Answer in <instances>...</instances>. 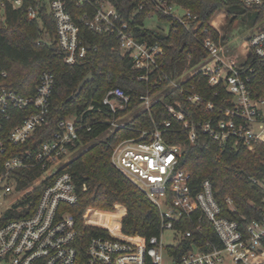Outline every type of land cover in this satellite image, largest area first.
<instances>
[{"label": "built area", "instance_id": "1", "mask_svg": "<svg viewBox=\"0 0 264 264\" xmlns=\"http://www.w3.org/2000/svg\"><path fill=\"white\" fill-rule=\"evenodd\" d=\"M235 1L246 8L263 10L262 17L254 23V33L244 45V59L237 62V56H225L220 40L205 37L200 39V45L207 55L177 78L162 72L163 47L158 42L138 39L132 28L133 17L146 6L149 9L145 19L157 18L164 25L161 27L164 33L168 32L170 23L161 21L158 15L171 17L188 28L187 21L193 17L167 0H145L127 18L117 0H0V17L3 18L9 8H24L29 20L41 22L45 8L54 21L56 49L67 64L76 63L89 50L80 36V25L75 20L78 18L93 33L115 36L120 53L127 56L131 67L139 72L138 80L147 82L154 73L159 82L167 79L164 87L141 94L131 110L130 96L121 87L109 90L102 104L109 108L111 116L95 120L107 124V134L126 127L134 115H150L157 102L177 89L186 95L188 102L204 103L206 111L216 112L208 119L194 122L185 117L179 101L166 104L172 118L182 129H187L190 142L196 140L198 130L221 149L235 150L252 143L261 144L264 149V98L256 95L255 67L248 63L253 56L264 64V0ZM190 70L193 73L187 77ZM198 74L205 77L213 89L225 85L231 98H222V101L229 102L228 106L221 107L184 88L182 83ZM0 76L5 77L6 73L0 71ZM53 86L54 74L45 70L29 96L0 87V264H222L226 257L231 264H264V211L251 220L244 216H240L241 220L232 219L215 198L213 183L208 178L203 179L200 190L193 193L188 185L189 174L177 169L182 147L168 142L165 136L174 131L170 120L119 141L110 154L114 168L158 206L161 222L158 236L145 239L122 234L124 238H121L111 235L108 229L106 235L91 236L86 230H80L69 208L77 201V192L72 175L63 169L81 148V133L90 131L92 125L83 121L82 115L64 116L57 122L58 129L38 150L25 148L6 156L11 151L9 146L30 142L36 131L47 124ZM261 161L264 168V156ZM35 169L39 172L20 186L25 176L20 172ZM251 183L264 192V176H254ZM41 186L33 204L35 190ZM10 199L12 201L6 203ZM261 201L264 203V196ZM224 202L235 211L229 197ZM88 210L83 214L82 224L94 226L86 222ZM186 218H194L199 223L210 222L220 245L205 240L181 256L169 254L164 232L173 231L176 240L171 244L177 245L182 234L175 226ZM184 235L189 236L190 232ZM135 239L139 241H131Z\"/></svg>", "mask_w": 264, "mask_h": 264}, {"label": "trees", "instance_id": "2", "mask_svg": "<svg viewBox=\"0 0 264 264\" xmlns=\"http://www.w3.org/2000/svg\"><path fill=\"white\" fill-rule=\"evenodd\" d=\"M187 10L193 17L188 20L186 28L173 18L158 15L161 21L170 23L167 33L145 26V15L148 6L135 15L132 28L140 40L158 42L164 49L162 58V72L171 78L179 77L190 69L207 53L200 45V39L211 37L215 41H227V35H219L210 25L213 15L223 10L226 13L225 23L230 27L247 9L255 11L253 22L261 17L263 10L246 8L235 0H167ZM118 6L127 18L129 13L145 0H117ZM219 15V14H218ZM217 16L212 24L216 23ZM80 36L88 44L87 55L74 64L64 62V56L55 45V26L51 16L44 8L41 13V22L29 20L25 9H7L5 16L0 17V71L6 76H0V87L15 89L20 94L29 96L35 91V86L41 73L45 70L54 74V86L50 99V112L46 125L38 129L30 142L21 145L9 146L13 152L32 148L36 151L46 141L50 134L58 129V121L64 116L82 115V120L92 125L88 132H82V146L70 161L65 164L63 171L72 175L77 201L69 206L76 219L80 230H86L91 236L106 235L108 230L111 235L121 237H143L148 239L158 236L161 229L159 208L148 199L146 194L135 183L133 184L111 163V152L115 145L126 138L137 136L142 130H151L154 125H160L166 120L172 122L174 131L167 132L170 143L181 145V155L177 169L188 173V185L192 192L200 190L203 179L208 178L214 186L215 198L221 203L224 212L232 219L244 216L251 220L264 211L261 201L264 192L251 179L264 176L262 157L264 149L261 144L241 146L238 149H221L206 134L196 131V140L190 142L187 129L172 118L167 111L166 104L179 101L185 117L190 121L208 119L216 113L206 111L204 103L196 105L188 102L186 95L177 89H172L169 94L151 108V114L134 115L124 128H118L113 133L107 134V124L95 122L98 119H107L110 110L102 104L105 94L114 87H121L130 96L129 110L138 103L141 94L155 92L165 86L167 79L158 81L157 73L151 75L147 81L137 79L138 71L131 67V60L123 56L118 49L115 36L102 33H93L79 22ZM195 35V36H194ZM255 67L254 86L256 95L264 98V64L258 63L253 56L248 63ZM91 73L92 79L84 84L78 91L82 79ZM185 89H191L200 94L204 100H211L221 107L229 105L222 98H231L224 84L216 89L207 84L201 74L194 75L182 83ZM181 128V129H180ZM33 172L22 171L24 178L20 186H24L33 178ZM42 186L34 193L33 204L41 192ZM229 197L234 203L235 211L224 202ZM90 209V210H88ZM86 222L92 225L84 226L83 214ZM230 210V211H229ZM113 211V212H111ZM182 235L177 245L170 244L168 253L181 256L193 245H200L205 240L219 244L212 224L199 223L194 218L181 219L175 226ZM108 229V230H107ZM189 231L190 235L185 236ZM133 242L138 239L131 240Z\"/></svg>", "mask_w": 264, "mask_h": 264}, {"label": "rangeland", "instance_id": "3", "mask_svg": "<svg viewBox=\"0 0 264 264\" xmlns=\"http://www.w3.org/2000/svg\"><path fill=\"white\" fill-rule=\"evenodd\" d=\"M219 13H221L220 11H217L213 16L210 25L213 27L212 22L214 21V19L220 15H218ZM255 11L251 10V9H247L246 12L239 14L238 19L230 26L227 27L225 20H224V25L222 27V33L227 35V41L226 42H222L221 41V45H224V55L228 56L230 58H232L235 55H239L240 53L243 54L242 52H244V44H246L248 37L250 35H252L254 33L255 30V24L253 22V19L255 18ZM218 17V18H219ZM217 18V19H218ZM145 26L149 27L151 29L154 30H158V31H164L163 27L164 25L161 24L157 18L155 17H147L145 19ZM242 59L238 58L237 62H241ZM193 71H188L186 73V76H190L192 75ZM14 198V197H13ZM12 200H6V203L11 202ZM164 208V207H163ZM113 212V211H111ZM86 217H90L89 215ZM163 240L164 243L166 245H170L171 243H174L176 238L174 237V232L169 230L164 232L163 235ZM167 257H166V261H167ZM222 264H231L229 258H225L224 262Z\"/></svg>", "mask_w": 264, "mask_h": 264}, {"label": "crops", "instance_id": "4", "mask_svg": "<svg viewBox=\"0 0 264 264\" xmlns=\"http://www.w3.org/2000/svg\"><path fill=\"white\" fill-rule=\"evenodd\" d=\"M221 13H219L220 17L216 20V23L213 25V29H215L217 31V33H219L220 35H224V33H222V27H223V23L224 20L226 19V13L223 10H219ZM222 26V27H221ZM245 45V44H244ZM243 54H239V55H235L237 56V58H241L242 60L244 59V55H246L245 52H242Z\"/></svg>", "mask_w": 264, "mask_h": 264}, {"label": "water", "instance_id": "5", "mask_svg": "<svg viewBox=\"0 0 264 264\" xmlns=\"http://www.w3.org/2000/svg\"><path fill=\"white\" fill-rule=\"evenodd\" d=\"M55 42H56V40H55ZM52 49H56V46L53 45V46H52ZM91 79H92V74H91V73L87 74V75L82 79V81L79 83V85H78V91H80V90L82 89V87L84 86V84L87 83L88 81H90Z\"/></svg>", "mask_w": 264, "mask_h": 264}]
</instances>
